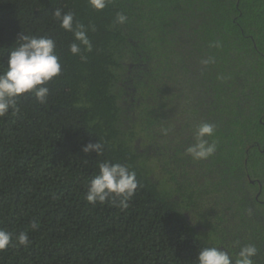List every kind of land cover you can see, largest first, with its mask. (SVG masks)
I'll return each instance as SVG.
<instances>
[{"label":"trees","instance_id":"obj_1","mask_svg":"<svg viewBox=\"0 0 264 264\" xmlns=\"http://www.w3.org/2000/svg\"><path fill=\"white\" fill-rule=\"evenodd\" d=\"M57 8L90 52L71 54ZM22 33L53 38L62 72L44 103L24 94L0 117V228L14 245L0 264H195L200 248L246 244L264 264V0H0V66ZM204 122L216 150L193 159ZM96 142L101 155L83 151ZM104 160L136 173L127 209L85 198Z\"/></svg>","mask_w":264,"mask_h":264},{"label":"clouds","instance_id":"obj_2","mask_svg":"<svg viewBox=\"0 0 264 264\" xmlns=\"http://www.w3.org/2000/svg\"><path fill=\"white\" fill-rule=\"evenodd\" d=\"M90 6L101 11L107 6L108 0H88ZM54 18L59 21L60 27L72 32L74 42L69 45V51L73 55L81 54V45L87 51L92 50V43L83 24L75 23V14L71 11L63 12L55 9ZM127 16L117 13L116 23L123 24ZM9 51L6 66H0V117L16 108L17 100L24 94L34 93L40 103H44L49 88L47 84L62 72L60 57L56 53V41L49 36H30L21 34ZM77 41L79 43H77ZM81 59L84 57L81 55ZM214 126L207 122L199 124L194 132L195 143L186 149V153L193 159H205L216 150L215 143H208L204 137H211ZM84 152L94 151L97 156L103 152L101 143H89L83 149ZM86 200L91 204L105 203L108 200L116 201L118 207L127 209L130 199L138 188L136 173L130 171L128 166L120 163H112L104 160L98 163L97 173L87 183ZM31 230L39 228L37 222H32ZM16 245L27 247L31 241L28 231H22L15 237ZM13 245V235L6 229L0 228V251H4ZM258 249L253 244L240 247L238 253L230 255L222 247L210 246L200 248L195 264H254L253 257Z\"/></svg>","mask_w":264,"mask_h":264}]
</instances>
